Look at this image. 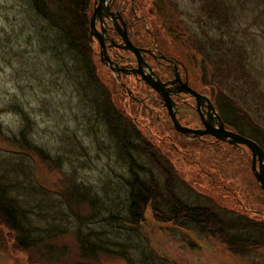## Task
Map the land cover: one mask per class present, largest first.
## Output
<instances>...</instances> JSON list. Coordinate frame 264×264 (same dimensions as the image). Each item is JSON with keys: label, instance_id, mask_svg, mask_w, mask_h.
Instances as JSON below:
<instances>
[{"label": "rangeland", "instance_id": "374dc122", "mask_svg": "<svg viewBox=\"0 0 264 264\" xmlns=\"http://www.w3.org/2000/svg\"><path fill=\"white\" fill-rule=\"evenodd\" d=\"M119 2L131 12L133 32L135 23L137 35L148 25L151 42L154 36L168 55L188 63L191 86L213 101L228 130L241 135L226 108L234 102L243 108L245 115L238 114L240 120L234 121L264 148V0ZM23 5V0H0V167L9 166L10 176L13 164L26 170L20 176L27 185L22 198L30 204L38 233L52 240L39 245L36 252H22L14 249L11 231L0 223V264H52L53 260L55 264H264L261 232H255L262 242L259 245H233L236 240L230 242L218 234L204 236L189 226L158 223L151 209L137 226L108 219L112 213H126L127 184L132 180L129 164L139 156L122 152L104 122L94 118L88 101L68 79L72 64L76 65L74 57L66 52L62 59L65 51L52 48L45 21ZM90 31L91 25L89 37ZM188 34L205 57L197 54L195 58L194 40ZM91 56L92 67L110 89L115 108L136 123L143 140L152 143L155 151L159 147L174 164L179 197L231 212L235 216H226L230 224L243 221L242 216L264 223V193L252 171L250 149L213 135L177 132L163 119L167 109L163 114L146 102L147 89L141 93L133 77L127 79L126 90H133L130 98L98 53ZM80 67V75L85 76L86 68ZM143 103L149 107L140 114ZM185 106L179 102L176 107L182 125L206 131V121H201L196 109ZM22 128L51 160L44 161L21 146ZM150 159L145 156L144 163L164 181L162 170ZM93 197L98 199L99 214L93 210ZM241 230L249 231L247 227ZM89 241L107 249L85 256L83 245ZM49 245L57 248L47 260L45 247Z\"/></svg>", "mask_w": 264, "mask_h": 264}, {"label": "trees", "instance_id": "16d2710c", "mask_svg": "<svg viewBox=\"0 0 264 264\" xmlns=\"http://www.w3.org/2000/svg\"><path fill=\"white\" fill-rule=\"evenodd\" d=\"M94 1L95 0H23V6L27 8V11L29 10L36 14L38 19L40 18L45 21L47 30L51 35L50 44L52 48L55 51L57 49H64L65 51L62 54V59L65 60L63 55L66 52L68 56L74 57L73 60L75 59L76 65H74V63L72 65L75 70L72 68V70L68 72V79L71 80L72 85L76 88L75 90H78L88 101L94 118L97 121L102 120V122H104L110 135L114 137L118 144H121L122 152L129 155L137 153L139 156L137 160L135 158L136 161L131 158L129 164L132 166L130 170L132 180L127 184L129 189L125 198L127 205L126 213L119 212L118 215L112 213L108 219L118 224H125L128 222L137 226L142 224L146 212L151 209L158 223H173L178 228L189 226L199 230L204 236L216 237L218 234L222 236L224 240L230 242L236 240L232 243L233 245H238V243H243L244 245L249 244V246L251 244H261L262 242L258 241L259 239L255 236V232L264 234V223L261 221L242 216L243 221H238L237 223L231 221L234 223L233 225V223H229L230 220H226V216L230 217L234 215L231 212L213 207L210 204L208 206L201 205L205 202L200 200L187 201L183 197H179L177 190L178 186L176 185L178 182V175L176 174L172 161L168 159V156L166 157V155L164 156V154L161 153L159 147L157 148L158 150L155 151L156 148L152 143L143 140L140 134L141 132H139L135 125L136 123L132 120H128L123 113H120L115 108L110 89H107L103 85L95 69L92 67V45L90 44L88 32L91 25V16L94 12ZM142 30H144V27ZM189 37L194 40L192 35H189ZM191 42L194 45V49L197 51V53H195V58H197V54L205 57L204 53L198 49L196 41L194 40ZM191 63L195 65L192 60ZM80 64L87 70L85 76L80 75ZM76 66L79 73H77ZM227 106V115L233 118V126L238 128V131L243 135L238 132L236 133L243 137L247 135L255 142L258 141V144L261 143L257 138H252L246 131L244 133L242 127L237 123L238 121H234L236 119L240 120V116L245 115L243 108L237 102L232 104L228 103ZM233 112L236 116H238V114L240 116H234L235 114H233ZM251 124L253 125L252 122ZM253 127L255 126L253 125ZM1 128L0 121V129ZM255 128L257 132H261L262 130L261 127L258 126ZM26 131V128H22L20 133L21 146L29 152L38 154L44 161L48 159L51 160L52 158L46 150L28 139ZM142 143H144L143 149L141 148ZM261 146L263 145L261 144ZM171 148L176 150L175 144H172ZM145 156L151 158L152 165L162 170L163 175H165L164 181H160L159 177H156V174L153 172L155 170L151 168L150 165L144 163ZM3 168L0 169V223L11 231L14 238V249L26 253L36 252L39 245H46L49 240H52V237L47 238V236L44 237L38 233V229L34 226L30 204L26 199L22 198L24 197L22 190H24L27 185H25V182L22 181L20 176L26 175V170L21 166L19 167L13 164L11 168L13 175L10 176L6 171V169L10 167ZM165 168L167 171H165ZM13 176L15 177L13 184H10L9 179ZM96 200L98 199L93 197L92 207L95 212L98 210V201ZM206 200L207 202H213L209 198ZM261 216L264 215L261 214ZM231 218L235 219V217ZM237 218L239 217H236V219ZM242 222L248 226L245 224L244 226L241 225ZM241 227H247L249 231H242ZM251 229L253 230L251 231ZM61 233L65 234V232ZM261 236L262 234H260V237ZM88 238L89 237H86L85 239L88 240ZM45 248L48 256L46 258L50 260V257H53L55 254H53L52 249H56L57 247L49 245V248ZM105 249L107 248L95 242L91 243L90 241L83 245V251L86 253L84 254L85 256L90 252L93 254L97 252L98 255ZM52 262L54 264L56 263L54 260Z\"/></svg>", "mask_w": 264, "mask_h": 264}, {"label": "flooded vegetation", "instance_id": "af4514ba", "mask_svg": "<svg viewBox=\"0 0 264 264\" xmlns=\"http://www.w3.org/2000/svg\"><path fill=\"white\" fill-rule=\"evenodd\" d=\"M108 6L112 15H105L104 22H101L100 19H98L96 21V28L98 30L97 34L93 36V40H91V34L89 37L90 44L92 45V55L94 56V54L98 53L101 63L110 70V73L117 78V81L125 90L128 89L127 79L133 77L135 82L139 85L141 93H143V90L146 91V89L149 91H146L148 98L146 102H152V104L156 105L153 109H157L164 114L165 110H168V108L165 107L164 97L159 95L155 89L145 83L144 76L150 75L154 77L156 81H160L163 85L167 84L168 87L176 92V90L180 89V85L176 84V86H172L170 85V82H174L178 76L184 83H188V85L193 88L190 84V66L188 63H185L183 59L178 58L175 55H168L160 48V44L154 36L153 42H151L152 33L148 31V25L144 26V30H141L142 32L140 35L135 34L137 23L134 25L133 32V26H131L132 23L129 21V17L131 18L132 15L125 4H121L119 0H112L108 3ZM133 16L136 20L139 19L135 15ZM124 32H127L128 40L139 50V57L131 49H128V45L124 42L122 36ZM194 90L197 93H200L196 89ZM124 94L131 98L133 90H126ZM204 96L208 97L207 95ZM173 97L176 104L181 102L187 104L185 107L196 109L202 122L206 121L207 125H213L214 127L218 125L217 116H221L218 114L217 106L214 105L209 97L208 99L211 101V105L214 107L215 111L211 108L208 102H203L204 104L199 108L196 99L189 94L181 93L176 94ZM151 98L154 101H152ZM176 98H179L180 100L177 101ZM193 101L195 102V105L192 104ZM141 105L142 106H139L138 108L140 114H142L144 110H148L147 107H149L146 103ZM160 119L161 118L159 117V120ZM163 119L166 120L165 122L173 124V120L169 116V110L164 114Z\"/></svg>", "mask_w": 264, "mask_h": 264}, {"label": "water", "instance_id": "95a60500", "mask_svg": "<svg viewBox=\"0 0 264 264\" xmlns=\"http://www.w3.org/2000/svg\"><path fill=\"white\" fill-rule=\"evenodd\" d=\"M112 0H97L95 2L94 6V13L91 17V40H93V36L97 34V20L100 19L101 22H104L105 15L111 14L109 10L108 3H110ZM114 1V0H113ZM124 42L127 43L128 49H131L135 54L139 57V50L133 46V44L128 40L127 32L123 33ZM141 63V61H140ZM145 80L148 82L149 86L153 89L157 90L162 97H164L165 100V107L169 110V116L173 120L174 129L177 130V132H181L185 135L194 134L196 137H199L200 135H213L217 138L219 141H224L226 143H229L230 145H242L246 146L248 149L252 152V171L254 172L255 178L257 182H260L261 188L264 193V149L261 148V146L255 142L254 140L243 137L240 134L236 132H232L228 130L225 126V123L223 119L219 116L218 117V127H211L206 124L207 130H200L197 131L195 129L191 128H185L177 119V112L176 107L177 104L174 101V97L176 94H189L190 96H193L196 101L198 102V107L205 102H208L211 108L214 110V107L211 105V101L208 99V97L197 93L188 83H184L180 77L178 76L177 79L174 82H170V85L175 86L176 84L182 85L179 90H176L174 92L172 88L168 87L167 84L163 85L160 81H156L154 77L152 76H144ZM182 88V89H181ZM204 102V103H203ZM215 111V110H214Z\"/></svg>", "mask_w": 264, "mask_h": 264}]
</instances>
